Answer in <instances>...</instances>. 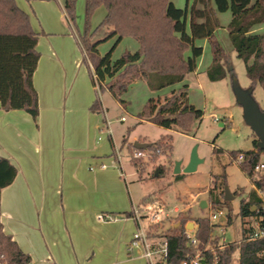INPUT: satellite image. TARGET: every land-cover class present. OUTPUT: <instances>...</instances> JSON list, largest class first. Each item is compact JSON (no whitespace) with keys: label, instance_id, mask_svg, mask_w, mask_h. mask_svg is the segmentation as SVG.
I'll return each instance as SVG.
<instances>
[{"label":"trees","instance_id":"obj_1","mask_svg":"<svg viewBox=\"0 0 264 264\" xmlns=\"http://www.w3.org/2000/svg\"><path fill=\"white\" fill-rule=\"evenodd\" d=\"M77 1L64 0V10L71 24L75 22ZM100 7H104L107 13L101 24L92 31L90 21ZM225 12L231 13L227 28L229 38L233 50L246 65L251 87L254 89L255 85L260 84L264 89V34L252 33L254 27L264 23V0H194L190 19L188 10L177 8L173 0H86V24L78 39L85 55L84 61L92 68V78L96 77L99 87L97 93L108 92L123 105L125 101L122 95L136 81H145L153 92L181 84L163 101L151 98L138 118L139 122H150L166 130L190 132L204 116L202 110L190 104L189 86L184 83L186 75L195 72L197 59L203 53L195 41L206 39L211 45L213 62L207 70L211 81L225 79L227 70L233 75L226 51L215 37L221 27L218 13ZM101 28L106 29L105 41L117 39L114 47L105 55H101L98 49L102 40H93V35ZM38 37L39 34L32 28L30 16L15 0H0V105L5 111H25L35 121L39 116L38 94L33 85L40 58L36 49ZM125 37L136 40L139 49L133 53L127 51L120 58L113 59L116 46ZM188 51L191 52L189 56ZM93 83L95 85L94 79ZM91 108L101 112V99L97 98ZM170 143L171 137L167 136L153 143L148 150L165 149L167 152L171 150ZM129 147L135 149L131 144ZM241 154L244 159L239 162ZM263 155L264 151L257 148V142L252 151L233 153V161L240 165L254 185L250 197L242 201L240 206L244 220L243 239L227 243L222 251L219 248L221 240L211 238V222L195 219L198 246H192L185 232L187 222L193 220L188 212L181 215L174 233H150L152 239L168 241L167 264H181L199 252L203 264H264V237L252 239L255 229L246 227L247 218L258 216L261 219L259 227L264 229V174L259 178L255 172ZM165 167L159 170L160 174L168 171V166ZM17 173V168L9 159L0 157V195L3 189L13 184ZM180 179L181 175L176 176V180ZM224 185L225 182L220 185L215 183L209 191L214 204L221 203L217 192L219 190L223 195ZM149 201L147 199L142 204ZM231 221L229 216L228 223ZM0 254L8 264L31 262L30 256L19 248L11 236L3 232L1 209Z\"/></svg>","mask_w":264,"mask_h":264},{"label":"crops","instance_id":"obj_2","mask_svg":"<svg viewBox=\"0 0 264 264\" xmlns=\"http://www.w3.org/2000/svg\"><path fill=\"white\" fill-rule=\"evenodd\" d=\"M15 1L39 34V116L0 105V157L18 171L0 195L3 232L30 264H146L143 250L131 248L137 224L128 181L109 165L110 143L96 138L102 117L91 107L98 93L64 0Z\"/></svg>","mask_w":264,"mask_h":264},{"label":"rangeland","instance_id":"obj_3","mask_svg":"<svg viewBox=\"0 0 264 264\" xmlns=\"http://www.w3.org/2000/svg\"><path fill=\"white\" fill-rule=\"evenodd\" d=\"M173 3L179 9H187L190 19L194 0H173ZM85 4L86 0H78L75 7V22L72 26L76 31L78 42V36L83 33L86 24ZM106 13L104 7L95 11L90 21L92 31L101 24ZM218 18L221 27L215 33V37L226 51L233 75L231 76L227 70L225 79L211 81L207 76V70L213 62L211 45L206 39L195 41V45L202 48L203 53L197 59L195 72L187 74L184 83L189 86L190 104L202 110L204 116L190 132L166 130L150 122L140 123L138 121V115L142 113L151 98L163 101L174 90H178L181 84L153 92L145 81H136L122 95V99L125 101L123 105L108 92L98 94V98L101 99L107 112L106 114L102 113V110L105 109L102 105L101 127L96 138L98 142H100V137L111 145V154L109 155L111 163L109 165L118 169L122 173V177L128 181L135 206L143 205V201L149 199V202L159 201L165 209L161 220L151 227L152 235L174 233L173 225L178 224L181 215L189 212L193 219H207L211 222V238L213 240L219 239L226 243H234L241 241L244 236V220L240 214V206L242 201L250 197L254 185L240 165L233 161V153H246L254 150L258 137L246 124L243 108L237 103L232 89L234 78L243 89L251 88V81L247 76L244 61L233 50L229 38L227 28L231 21V13H218ZM188 27L190 28L189 21ZM252 33L264 34V23L254 27ZM105 38L106 29L104 28L99 29L93 35L94 41L102 40L99 45L101 55L109 52L117 40L112 38L105 41ZM138 47L136 40L125 37L116 46L113 59L120 58L127 51L133 53L137 51ZM82 53L81 60L86 65ZM190 53L188 51L187 56ZM253 97L260 108L264 110V89L260 84L255 85ZM121 118H125V121L122 122ZM107 122L110 123L112 137L106 128ZM167 136L171 137L170 151L165 152V149L161 151L159 149L145 150L146 156L140 159L133 158L134 149L126 146V143L130 144L135 140L156 143ZM194 148H197L198 157L202 162L198 164L195 172L184 173L183 170L188 167ZM115 150L123 157L121 163L114 157ZM176 162L180 163L182 169L180 180H176L174 174ZM260 163H264V155ZM164 165L168 166V171L165 170L164 174H160L159 170L166 169ZM263 174L264 172H261L257 176L260 178ZM224 182V194L221 195L219 190L217 192L221 203L214 204L210 199L209 191L215 186V183L220 185ZM226 188L229 189L233 197L229 201H225ZM262 197L264 199V194ZM203 201L208 205L205 208L201 207ZM175 209L177 210L175 211ZM220 213L226 218V221L213 220V215ZM229 216L232 220L231 223H228ZM246 222L247 228L257 229L261 219L255 216L247 218ZM188 223H194V221H188ZM144 226H147L146 221ZM194 230L195 228L189 231Z\"/></svg>","mask_w":264,"mask_h":264},{"label":"built area","instance_id":"obj_4","mask_svg":"<svg viewBox=\"0 0 264 264\" xmlns=\"http://www.w3.org/2000/svg\"><path fill=\"white\" fill-rule=\"evenodd\" d=\"M93 79L95 81L96 91L99 93V87L96 81V77L93 76ZM102 113L106 114L105 109L102 110ZM121 120L124 121L125 119L122 118ZM106 128L108 129V132L112 137V131L109 122L106 123ZM145 156L146 155L144 151L137 149H134L132 154V157L135 159H140ZM114 157L115 159L118 160L119 163H121L123 157L119 154L117 150H115ZM238 159L239 162H241L244 159V155L241 154ZM106 167L107 166L105 164L101 165V168H106ZM263 170H264V163H259L255 167L256 173H261ZM131 213H132V218L137 224V229L131 241V248L133 249L140 248L143 250V258L145 259L146 264H167L168 241L166 239L153 240L150 237L151 227L157 224L161 220V217L165 214L164 207L160 204L159 201H152L146 204L145 206H141V208L133 205ZM222 217L223 216L221 213L219 215H213V220H218L221 219ZM100 219L106 220L103 216H100ZM145 221L147 222V226H144ZM185 232L189 244L197 247L198 241L195 236V231H189L186 229ZM262 237H264V229L258 227L257 229H255V232L251 238L259 239ZM226 246L227 243L225 241L224 242L221 241L219 248L220 250L223 251L225 250ZM202 261H203L202 254L199 252L195 256L188 257L187 259L183 260L181 264H203ZM0 264H8V262L5 260V257L2 254H0Z\"/></svg>","mask_w":264,"mask_h":264},{"label":"water","instance_id":"obj_5","mask_svg":"<svg viewBox=\"0 0 264 264\" xmlns=\"http://www.w3.org/2000/svg\"><path fill=\"white\" fill-rule=\"evenodd\" d=\"M232 89L236 97L237 103L243 108L244 120L246 124L251 127L258 137L257 148L264 151V110H262L259 104L253 97V88L243 89L239 85L237 79L232 81ZM133 147L137 150L145 151L151 147L149 143L135 142ZM202 160L199 159L197 154V148H194L191 154V159L188 167L183 170L184 173H193ZM182 173L181 165L176 162L174 174L179 175ZM233 199L228 188L225 189V201ZM206 204V202H203ZM194 223H188L186 226L187 230L193 229Z\"/></svg>","mask_w":264,"mask_h":264}]
</instances>
